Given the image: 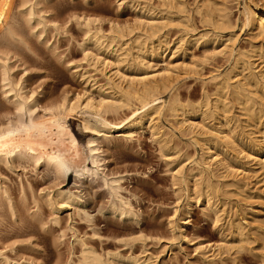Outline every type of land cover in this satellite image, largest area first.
Here are the masks:
<instances>
[{"label":"bare ground","instance_id":"1","mask_svg":"<svg viewBox=\"0 0 264 264\" xmlns=\"http://www.w3.org/2000/svg\"><path fill=\"white\" fill-rule=\"evenodd\" d=\"M161 1L164 3V5L167 4L170 5L172 8L175 7L176 12L178 10L182 11V12L178 11V13L180 12L183 14L185 13V11L191 13L190 11H188L189 9L187 7L189 3L187 2L188 5H186L185 0H161ZM196 1L198 2V0ZM210 1L213 0H204L203 3H200L195 7L196 12H198V14L201 15L200 17H202V19L201 18L200 19L201 20L207 19L208 21L211 22L212 26L221 29L222 31L232 28L234 32L235 24L231 18L232 16L231 10L226 5L227 3L223 4V0H222L221 2L222 5L215 6V3L213 4ZM50 3L51 0H0V264H30L33 261L31 257L24 259L23 253L22 255L19 254L23 250L22 247H24L26 239H28V238L26 239L22 238L24 240H21L19 238L26 235L27 236L30 235L31 237V234L35 233L34 231L35 227L37 228L36 231L38 229H41L42 231H48L49 229H52L51 227L49 228L47 226L48 223L51 222L52 227L53 224L55 226H60L59 230L56 229L57 231H61L60 238L65 237L66 235L65 230L66 229L71 230L72 227L70 224L69 225L65 224L66 226L63 225V221L60 217L61 209L67 207L73 208L74 211H77L78 213L82 212V216H85V218L86 217L90 218L89 213L86 212V210H83L82 208L79 207V203L81 202V196L79 194L80 191L79 192H76L77 190L74 191L75 189H77V187L73 190V188L70 187L55 188L56 187L55 186L53 189L50 187L42 188L41 186V188L39 189L40 185L37 184V182L35 183L31 182V180L28 178L29 176L25 177V179H22L20 174L16 187H13L12 186L13 184L11 185V183L9 182L10 179L4 175L5 171L6 173H8L7 171H9L10 174H12L11 172L14 171L16 172L19 168H22L23 171H25L26 168L32 166L33 168L32 167L31 168L36 172L39 169H43L42 171L45 175L53 174L55 177L57 176L67 177L68 173L72 171L74 172L75 177L78 179V181H80V183L83 182L82 181L83 178H87V177H90L91 179H101L103 180L104 184L107 186L109 193L113 196L110 211L113 214H117L119 217L124 219H129V220L138 219L137 213L134 210V207L132 206L130 200H128L122 194L121 190L123 189V186L121 185V181H120L121 178L118 176L111 177L110 175L109 176L111 178H108L107 176L108 174L104 173V171L106 170L103 169L105 162L104 161L105 150L102 146L103 140L104 141L106 140V143L108 144L109 142L110 144L112 138L115 137L114 134H121L123 137L120 138L124 140L132 139V136L135 133V129L139 127H143L144 125H148L149 127H151L153 132L152 134L156 136L155 134L161 132L163 127L159 125L160 123L158 121L160 120L161 117L164 116L167 118H172L175 124L177 125V127L181 130V133L182 131L183 132L185 131L186 134L189 132L193 134L192 136L194 138L198 139L201 138V136H203L202 138L203 141L206 140V142L207 141L213 142L214 145H217L218 143H226L232 145L231 147H233L236 146L234 141L235 140L234 136L231 135V133L228 134L229 132H232L229 124L231 120L230 117H227L226 114L234 113L233 112L234 103H237L239 105L238 108L240 110L239 113L250 114V115L255 114L256 109L258 110L259 107V106L256 107L258 100L255 99L256 97H259V100L261 98L262 103L264 104V71L262 70L260 71L259 69H258L259 71H256V65H254L255 62L251 60V57L254 58L257 55L254 54L255 56L253 57V54L248 53V50L245 51L241 49L242 47L241 48L237 47L236 45L237 37L236 35H234V33L229 35L228 38L224 41L225 45L221 50L216 52V50L212 48L214 49L212 55L215 56V54L217 55L220 54L223 57H226L230 61V67L226 70L225 73L223 72L224 74L217 72V74H214L212 76L211 80L215 82V87H214L215 91L213 90L216 96V97L214 96L215 99L210 101L209 95L205 90V88L203 87L204 88L203 96L197 103L196 102L192 103L191 100L187 102H183L180 98L181 94L179 95V92H177L176 85L182 74L186 75L187 73L197 72V67H198L197 64L194 61L192 63H186L185 61L179 63V62H173L172 59H170L164 64V66L159 67L157 63L155 62L153 63L150 61L151 59L150 60L148 59V57L154 58L159 56L161 60H163V57H165L166 55L165 53L167 52V50L170 49V51L171 50L174 51V49L170 48V42H169L170 40H167L165 35L160 34L163 28L167 26H169L170 28V26H172L171 24L174 23L173 19L165 18V16L158 18V16L155 17L154 15L151 16L148 15V17L142 18L137 21L138 27L141 29L140 31H142V33L140 32L141 34L138 35L136 34L132 37H129L131 35H129L127 31L126 32L124 31L123 28L124 25L122 27L120 25H112L111 27L112 29H115L114 31L116 32V34L113 33L114 35L110 36L112 38L106 39V36L102 31V27L96 24V22L99 21L100 19L98 20L97 18H94L95 16L93 17L92 15L89 16V14L88 16L84 14L78 16L75 14V12L74 14H71L72 12H70L69 16L66 17L64 16L65 17L64 18L63 15L57 11V7L50 5ZM147 5L149 6V4ZM151 7L154 6L152 5ZM171 7L169 9L170 11H171ZM151 9L152 11L154 10L153 8ZM149 11L152 12L151 10ZM79 13H81V11ZM186 15L187 14H185L184 17H186ZM240 15L241 17H239L238 20H241L242 23L241 25L243 27L248 28V32L251 34L252 38L257 39V41L258 39L262 40L260 41L261 44L260 47L257 48L259 49L258 51H260L259 54L260 58H262V61L264 62L263 0H244V4L242 5ZM184 17L181 18V20L177 19L179 24H183V21L185 20L182 21V19H184ZM189 18L187 17L186 22L189 20ZM73 19L74 21L77 22L78 25L82 26L83 33L81 32V34L84 35V38L82 36L83 38V40H81L82 42L78 40L77 41L80 42L79 45L80 47H82L84 54L83 57L88 59L91 58L94 65L100 64L101 66H103V68L104 67L109 68L108 73L110 72V74L107 73L108 74L106 77L107 81L104 84L101 85L99 84L102 93L98 99L95 98L90 93L83 92V94L80 93H75L73 95L64 94L62 98L60 97L61 99L58 98L59 101L54 100V102H51L52 101L51 100L50 101L51 103L50 102L47 103L48 102L47 100L45 104H42L41 99L38 97L42 93V91H38L36 90V88L34 89H31L30 87H29L30 89L28 88L29 86L28 81L30 77L32 78L31 71L34 62H32V60L30 61L27 54H24L23 51L24 49H26L27 51L33 53L34 55L33 58L35 59L34 61L40 58L39 53L31 48L33 46H30V43L32 44V42H28V37H29L28 35L35 37L40 43L46 45L47 48L51 49L55 54V51L58 48L56 46L57 42H53L49 44L50 40L52 38H55V36L59 34L61 30H64L67 33H69L70 30L66 25V23L70 22ZM169 22H173V23L169 25ZM191 25L189 24V27ZM47 28L50 29V31H48ZM171 28H173V26ZM180 28L181 27H178V29ZM192 30L194 31L193 28ZM48 32H51L52 34L48 35L49 34ZM193 33L195 34V31ZM109 34L111 35L110 32ZM127 35L129 38L124 39ZM200 36L202 37L205 35H200ZM116 37L118 39H115ZM156 37L157 39H155ZM196 37L198 38V36ZM217 37L218 36H216V38ZM180 39H181L180 40L181 43L182 40H184V38L180 37ZM115 40H118V42L121 41L122 44L119 43L118 45V43H116ZM155 40H157V43ZM113 43H116L117 45V47L113 49L117 53L116 55L117 59H113V60H111L112 58L109 59L108 58L109 56L102 57L101 53H97V52L94 53L87 46L88 44H92V48L94 46L95 49L101 50L103 47L105 48L107 47V49L108 47L110 48V46L114 45ZM183 43H185V40ZM179 45L177 44V46ZM173 51H172V57L176 52ZM252 51L254 52V50ZM120 57L123 59H128L130 57L131 59H134V62L136 60V62H138L140 66L144 68V71L135 76H130V75L128 76L118 68L120 64L117 65V61L121 60ZM97 67H99V65ZM16 68L20 69L21 74L18 75L15 73ZM102 70L103 69H101V71ZM237 70L238 71L240 70V72H242L243 74H245L244 72L246 71L248 72V75L242 76L244 77V79L243 78L239 79L240 74L235 73ZM101 73L103 74V71ZM238 74L239 76L238 78H236ZM183 77L185 76L183 75ZM106 78H104V80ZM166 89L173 90V92L171 91L172 93L168 100L163 99L161 96L162 92ZM259 89L263 90L261 91L262 93L259 92ZM228 92H230L231 94L232 97L231 100L229 99L230 96L229 97L226 96ZM223 93H225V96L223 95ZM261 106L264 109V106L263 105ZM193 112H200L203 115L223 114L224 116L225 114L226 117L225 118L221 117L222 119L220 120L219 126L217 128H211L210 126L207 127V125L204 123L194 122L192 117L187 115ZM76 113H78V115L81 114L80 117L83 123V127L87 131L93 133V136H90L88 138L85 147L79 145L74 132L72 131L70 125L68 124L69 122H67L68 117L70 116L72 117V115H75ZM110 113L111 114L113 113L114 115L120 114V116L110 117L109 116ZM159 134L161 135V133ZM156 137L158 138V136ZM162 138L163 137H161L160 139ZM252 140L255 143L254 145H257L259 147L261 146L260 147L261 149H259L258 151L260 152L263 150L262 152L264 153V134L261 136H255L252 138ZM161 143H163L164 145L163 146L162 144H160L161 149L163 150V148L166 146L165 145L166 142L165 144L164 142ZM199 143L200 142H198V144ZM165 148H164L165 152L168 151L169 147L167 148V150ZM203 149L207 151L208 157L207 158L203 157L201 158V160H199L202 162V164L201 167L199 168L200 170L198 171H200L202 177L205 178L206 180L205 183L208 190L203 189L204 192L200 193L199 190L197 189L198 191H196V194L198 193V198L203 197L204 200L207 202L206 204L209 205L208 208L211 207L213 210L211 208L210 209L213 212L215 211L214 214H216L215 216L217 217L216 219L218 221L220 220L222 212L220 211L219 208H217L218 206L214 207L215 204H213V202L211 201L214 195H216L215 193H217L220 190L219 188H217L216 185L217 183L216 184L213 183V181L210 179L211 177H213L212 175L214 173V169L219 168L217 169L218 171L220 169H225V171L234 175L235 177H232V179L230 177L229 178L230 180L226 181L225 185L230 186L231 188L234 187L238 189L239 193L241 192L244 194L247 192L248 186H250L249 185L250 181L247 182L244 179V177H237V176H239L241 173H243V175L249 174L250 173L249 171H251L252 168L250 167L251 168L250 169L245 166H243V168H234L230 164L231 162L228 163L222 158H219L218 157L219 155H217L216 152L212 153L213 152L212 144H206V147H204ZM246 153L247 154L244 155V158H248L250 159V161L251 160L257 161L256 163L259 164L258 165L259 169L263 170L262 172H264V157L248 154V152ZM87 158H90L91 164L86 163ZM82 160L83 162L80 163ZM254 169L255 168H253V170ZM261 170L259 171L261 172ZM225 171L223 170V173ZM259 171L257 172V174L259 173ZM174 173L175 175L173 174V177L175 179L176 178L178 179V177L181 178V176L184 177V171L182 167L180 169H177V171L175 170ZM114 175L115 174H113V176ZM225 176L226 175H224V177ZM220 177H222V175H220ZM41 178H45V177L42 176ZM184 181H186L185 182L187 183L186 185L189 184V180L185 179ZM189 195L187 201H188V205H191L193 199ZM31 203L34 205V209L32 211H30ZM45 209L50 212L47 215V217L45 215L46 214ZM173 209H174L173 218H175L179 212V208H173ZM187 212H189V210ZM49 215L51 216L50 219L48 218L50 217ZM255 220L253 222H255ZM257 221H259L258 218ZM172 222L171 224H173ZM173 226L174 225L171 226L172 231H173ZM229 226L235 238L233 242L227 241L222 244H217L216 245V247H218L217 252H216L217 249L212 250L213 248L211 249L212 252H210L211 250L209 249L208 245L201 246V253L208 261L211 262L214 261L216 258H218V255L220 256L222 250L225 249L224 251L226 253L228 251L229 253L230 251H233L234 252L233 254H235L232 255L230 253V256H232L231 257L232 264H241L239 262L240 259H238L241 257V256L238 257L240 255V252L244 250L249 252L253 251V248L250 247L251 242H253L251 241L252 236L249 235L250 232H247L246 230L247 227H245L243 221L242 222L239 220L229 221ZM256 228L257 227H254L255 230ZM253 233L251 235H253ZM37 234L39 233L37 232ZM30 237L29 239H31ZM259 237H261L260 234ZM11 239L12 241H9ZM261 239H262V243L260 244L259 247L260 252L258 251L260 253V255L259 254L258 255L259 257H261V259L259 260L260 262L258 264H264V252H261V249L264 251L263 234ZM61 240L63 242V239ZM85 240L86 239H83L82 237H75L74 241H72L70 244L68 243L70 246H69V250L67 248V250L69 251L68 253L69 257L67 256L68 259L66 261L67 264H113L114 259L122 258V255L119 252L114 253L111 251L108 253L106 252L105 253L106 255H104L103 253L95 249L93 246H91V244L87 243ZM55 241L57 242V239ZM126 241L127 240H125V242ZM27 242L29 244H33L31 240H28ZM74 243L79 244L80 247L79 253L77 255L75 254V252L77 251L74 252ZM19 248L22 249L21 252H18ZM8 251L11 252L15 251L17 257L10 256L9 254L10 252ZM74 255L76 256V258L74 257ZM22 258L24 259L23 262L21 261ZM143 258H141L140 255H135V254L128 257V259L132 260L133 263L134 262L138 263V261ZM152 258L153 256L151 255L150 257L145 255L146 264H154L155 261L153 262L154 259L151 260ZM26 260L28 262H25Z\"/></svg>","mask_w":264,"mask_h":264},{"label":"rangeland","instance_id":"2","mask_svg":"<svg viewBox=\"0 0 264 264\" xmlns=\"http://www.w3.org/2000/svg\"><path fill=\"white\" fill-rule=\"evenodd\" d=\"M52 1L53 0H51L50 5L54 7L56 6L57 11L61 13L63 17L69 16L70 12H72L71 14H74L75 12V14L78 16H81L83 14L88 16L89 14V16L92 15L93 17L95 16L94 18H97L98 20L100 19L99 21L96 22V24L102 27V31L105 34L106 39L112 38L110 36H113L114 35L113 33L116 34V32L114 31L115 29H112L111 27L112 25H120L121 27L124 25L123 26L124 31L125 32L127 31V33L131 35L129 37H132L136 34L138 35L142 33V31H140L141 29L138 27L137 21L142 18L148 17V15L149 16L154 15L155 17L158 16V18L165 16V18L173 19L174 23L169 22V25L173 23L171 24L173 28H171L172 26H170V28L169 26H167L163 28L160 32L161 35L166 36L167 40H170L169 41L170 48L176 51L173 57H172L173 50L170 51L169 49L165 53L166 55L165 57H163V60H161L159 56L154 58L148 57V59L149 60L151 59L150 61L153 63L154 62L157 63L159 67L164 66V64L170 59H172L173 62L180 63L182 61H185L186 63H192L194 61L197 64L198 67H197V72H195L196 74L195 73H187L188 75L182 74L176 85L177 92H179V95L181 94L180 98L183 102H187L191 100L192 103L195 102L197 103L203 96L204 88L209 95L210 101L215 99L216 97L214 94L215 82L211 80L212 76L214 74H217V72L224 74L226 70L230 67V61L226 57H223L220 54L218 55L215 54V56L212 54L214 49L216 50V52L221 50L225 45L224 41L228 38L229 35L233 33L237 37L236 38L237 47L239 48L242 47L241 49L245 51L248 50V53L253 54V57L257 55L254 58L251 57V60L255 62L254 65H256V71L259 70L264 71V67H263L264 62L262 61V58H260L259 55L260 51H258L259 49L257 48L260 47L261 45L260 41L262 40L258 39L257 41V39L252 38L251 34L248 32V28L243 27L241 25L242 24L241 20H238V18L241 17L240 11L242 9V5L244 4V0H223V4L227 3L226 5L231 10V14H232L231 18L235 24L234 32L232 28L222 31L221 29L212 26L211 22L208 21L207 19H205L206 21L201 20L202 17H200L201 15L198 14V12H196L195 7L200 3H203L204 0H198V2L196 0H188V1L185 0L186 5H188L187 2L189 3V5L187 6L189 10L188 9L187 10L190 11L191 13L185 11V13H183L184 15L180 13L182 11L178 9L177 10L180 11L179 12L180 14L178 13V11L176 12L175 7L174 9L170 5H167L166 3H165L166 5H164V3L161 0H160L161 2L159 0H150V1L149 0H54L53 2ZM210 2L213 4L215 3V6L222 5L221 3L222 0L220 1L213 0ZM147 4H149V6ZM152 5L154 7H151ZM170 7L172 12L169 10ZM151 8L154 9L153 10L154 12L152 11ZM148 9L151 10L152 12H150ZM80 11L82 14L79 13ZM167 11L170 12L168 13ZM185 14H187L188 16L186 15V17H184ZM183 17L184 19H182V21L183 20L185 21H183V24H179L178 20L179 19L181 20V18ZM187 17L190 18L186 22ZM188 23L190 25L192 24L190 26L191 28L189 27ZM66 25L68 26L70 32L67 33L66 31L61 30L60 31L61 33L59 32V34H57L55 38H52L49 43L51 44L53 42H57L56 46L60 48V49L57 48V50L55 51V54L57 55H55L51 49L47 48L46 45L40 43L35 37L31 35H28L29 36L28 42H32V44L30 43V46H33L31 48L39 53L40 58L34 61L35 59L33 58L34 56L33 53L27 51L26 49H24L23 51L24 54H27L29 60L30 61L32 60V62H34L31 71L32 78L30 77L28 81V85H29L28 88L29 87L31 89L36 88V90L42 91V93L38 96L41 99L42 104H45L47 100H48L47 103H49L51 100H52L51 102H54V100L59 101L58 98L60 97L62 98L64 94L67 95L68 94L73 95L75 93L83 94V92L90 93L91 95H93L95 98L98 99L102 93L99 84L100 85L104 84L107 81L106 78L107 75L110 74V72L108 73L109 68H105V67L103 68V66H101L100 64H98L99 67H97L98 65H94L91 58L88 59L83 57L84 56L83 50L82 47H80L79 45V43L82 42L81 40H83L84 38V35L81 34L82 26L78 25L77 22L74 21V19L71 20L70 22H67ZM178 27L181 28L178 29ZM48 28L47 30L50 31V29ZM192 28L194 29L195 34L193 33L194 31L192 30ZM190 29L192 32L190 31ZM109 32L111 33V35L109 34ZM48 33H49L48 35L52 34L51 32ZM200 35H205V36L201 37ZM194 36L195 37L198 36V38L197 37L195 38ZM216 36L218 37L216 38ZM129 37L127 35L124 39H127ZM180 37L184 38L185 43H183L184 40H182L181 42L182 44L180 43L181 40ZM115 39L118 38L116 37ZM155 39H157V37ZM77 40L80 42H78ZM155 41L157 43V40ZM189 41L192 43V45ZM115 42L118 43V45L119 43H121V41L118 42V40H115ZM116 43H113L115 46L114 45L110 46V48L108 47V49L107 47L106 48L103 47L101 50L95 49L94 46L92 48V44H88L87 46L94 53L96 52L101 53L102 57L109 56L108 58L109 59L112 58L111 60H113V59H117L116 57L117 53L113 50L115 47H117ZM176 43L178 45L180 43V45L177 46ZM252 50H254V52ZM123 58L120 57L121 60L117 61V65L120 64L118 68L123 73L127 74L128 76L129 75L135 76L144 71V68L141 67L140 64L136 62V60L134 62V59H131L130 57L128 59H123ZM101 69H103L102 70L103 74L106 73L105 74L106 76L101 73L102 72ZM240 70L239 71L237 70L238 72L237 71L235 72L240 74V76L238 74L236 78H238L239 76V79L242 78L244 79V77L242 76L248 75V72L245 71L244 72L245 74H243L242 72H240ZM15 73L18 75L21 74L20 69L16 68ZM183 75L185 77H183ZM104 78L106 79L104 80ZM100 80L103 82H101ZM171 91L173 92V90H169V89L164 90L161 95L162 98L168 100L171 96L172 93ZM261 91L263 90L259 89V92ZM223 95L225 96V93H223ZM226 96L228 97L230 96L229 99L231 100L232 97L230 92H228ZM255 99L256 100L258 99L256 107L259 106L258 110L256 109L255 114L250 115V114L239 113L240 110L238 109L239 105L237 103H234L233 105L234 113L226 114L227 117H230V120L232 122V123L229 122V124L231 131L233 133L229 132L228 134L231 133V135L234 136L235 139L234 141L236 145L233 146L234 149L233 147H231L232 145L226 143H218L217 145H214L213 142L210 141L206 142V140L203 141L202 139L203 136H201V138H198L199 139L198 140L197 138H194L192 136L193 135L192 133L188 132L186 134L185 131L184 132L182 131L181 133V130L177 127L173 119L164 116L161 117L160 120L158 121L160 123L159 125L161 127L163 126L162 130L160 128L161 132H159L161 133V135L159 133L158 134L160 136L158 134H155L156 136H158L159 139L163 137L160 140L156 136H154V134H152L153 133L152 129L148 125H144L143 127H139L135 129V133L132 136V139L124 140L120 138L123 137L121 134H114L115 137L112 138L110 144L108 141L107 144L106 140L105 141L103 140L102 146L105 150L104 153L105 168L103 167V169L106 170L104 171V173L108 174L107 175L108 178L117 177V176L121 178L120 181H121V185L123 186V189L121 190L122 194L128 200H130L138 216V219H134V220L131 219L132 221L129 219L121 218L117 214H113L110 211L113 196L109 193L107 186L104 184L103 180L101 179H91L90 177H87V178H83L82 180L83 182L80 183V181H78V179L75 177L74 172L72 171L68 173L67 177L65 176L55 177L53 174L45 175L42 171L43 169H39L36 172L35 170L32 169L33 168L32 166H29L30 168L29 167L26 168L25 171H23L22 168H19L16 172L15 171L11 172L12 174H10L9 171H7L8 173H6L5 171L4 175L10 179L9 182L11 183V185L13 184L12 185L13 187H16L19 174L22 179H25V177L29 176L28 178L31 180V182L33 183L37 182V184L40 185V186L38 185L39 189L41 188V186L42 188L50 187L53 189L55 186H56L55 188L70 187L73 188V190L77 187V189H75L74 191L76 190H77L76 192L80 191L79 194L81 196V202L79 203V207L82 208L83 210H86V212H88L90 215V218L86 217L88 219L87 220L85 216H82V212L78 213L77 211H74L73 208L67 207L61 209L60 217L63 221V225L70 224L72 227L71 230L68 229H66L67 231L65 230V234H66L65 237L60 238L61 231L56 230V229L59 230L60 226H55L53 224L52 227L51 222H49L50 225L48 223L47 226L49 228L51 227L53 230L49 229L48 231H42L41 229H38L36 231L37 228L35 227L34 230L35 233L31 234V237L30 235L29 236L26 235L19 238L21 240H24L22 238L25 239L28 238L26 239L25 242L26 245L24 244V247H22L23 250L21 248L18 249V252H21L22 250V252L19 254L22 255L23 253L24 259L31 257L33 261L31 260L32 262L30 264H53V263L67 264L66 261L69 257L68 256L69 255L68 250L70 246L69 244L72 241H74L75 237H82L83 239H86L85 241L87 243L91 244V246H93L95 249H97L99 252L103 253L104 255H106L105 254L106 252L108 253L111 251L114 253L115 252L121 253L122 258L114 259L113 264H146L145 255L149 257L150 255L153 256L151 260L154 259L153 260V262L155 261L154 264H230L232 262L231 260L232 256H230V253L232 255H235L233 254L234 253L233 251H230V253L228 251L226 253L224 249L222 250L220 256L218 255V258H216L214 261L211 262L208 261L202 255L201 246L208 245L210 250L212 248H213L212 250L214 249L216 250L218 248L216 247L217 244H222L227 241L233 242L235 238L231 232L229 221L239 220L241 222L243 221V224L245 225V227H247L246 229L247 232H250L249 235L252 236L251 241H253L250 244V247L253 248V251L251 252L245 250L241 251L242 253L240 252V255L238 256V257L241 256L240 258H238L240 259L239 262L241 264L243 263L258 264L260 262L259 260L261 259V257H259L260 255L259 247L260 244L262 243L261 237L262 234L264 235V175H263L264 172H262L263 170L259 169L258 166L259 164L256 163L257 161L254 160L250 161V159L244 158V155L247 154L246 152H248V154L264 157L263 155L264 153L262 152L263 150L260 152L258 151L259 149H261L260 148L261 146L259 147L257 145H254L255 143L252 140L253 137L261 136L264 134V119H263L264 109L261 106V105L264 106V104L262 103L261 98L260 100L259 97H256ZM187 115L192 117L194 122L204 123L207 125V127L210 126L211 128H217L219 126L220 120L226 117L225 114L224 116L223 114H219V115L216 114L217 116L215 114L203 115L200 112H193ZM80 116L81 114L78 115V113H76L75 115H72V117L71 116L68 117L67 122H69L68 124L70 125L72 131L74 132L79 145L85 147L88 138L90 136H93V133L87 131L83 127V123ZM109 116L117 117L120 116V114L114 115L113 113L112 114L110 113ZM161 142H164V144L166 142L165 144L166 148L165 147L164 148L167 150V148L169 147L168 151L165 152L164 148L163 150L161 149L160 144L163 145V143ZM198 142L200 143L198 144ZM206 144H212V151H213L212 153L216 152V154L219 155L218 156L219 158H222L228 163L231 162L230 164L234 168H243V166L247 168L250 167L252 168V169L250 168L251 171H249L250 172L249 174L243 175V173H241L242 176L241 174L237 176V177H244V179L247 182L250 181L249 184L250 186H248V190L244 194L241 192L239 193L238 189L234 187L231 188L230 186L225 185V182L230 180L229 179L230 177L231 179L232 177H235L234 175L228 173L227 171H225V169H220L221 171L217 170L219 168L214 169V173L212 175L213 177H211L210 179L213 181V183L215 184L217 183L216 184L217 188H219L221 191L218 189L219 191L215 193L216 195L213 194L214 197L211 199V201L213 202V204H215V206L214 205L213 206L214 207L218 206L217 208H219L220 211L222 212V213L220 212L222 218L220 217V220L218 221L216 219L217 217L215 216L216 214H214L215 211L213 212L212 211L213 209L211 207L210 208L212 210L208 208L209 205L206 204L207 202L204 200V198L203 197L198 198V193L196 194V191L198 190L200 193H202L204 192L203 189H207L205 183L206 180L204 177H202L200 171H198L200 170L199 168L201 167L202 164V162L199 160H201V158L203 157L204 158L208 157L207 151L203 149L204 147H206ZM82 162L83 160L80 163ZM90 162H91L90 158H87L86 163H90ZM181 167L183 168L184 171V177L181 176V178L178 177V179L177 178L175 179L173 177V174L175 175L174 173L175 170L177 171V169H180ZM253 168H255L254 169L255 171L259 169L261 170V172L258 170L259 173L257 174L258 171L255 172ZM223 170L227 174L225 172L223 173ZM113 174L115 175L113 176ZM214 174L215 175L219 174V175L215 176ZM220 175H222V177H220ZM224 175H226L225 176L226 178L224 177ZM252 175L254 176L256 175V176L254 177ZM42 176H44L45 178H41ZM183 178L184 180L185 179L189 180L188 185H186L187 183H185L186 181H184ZM188 195L191 196V198L193 199L191 205H188V201H187ZM192 196L195 198H193ZM30 205H31L30 211H32L34 209V205L32 203ZM173 208H179V212L175 218H173V213H174ZM187 209L189 210V212H187L188 211ZM45 212H46L45 215L47 217V215L50 212L46 209ZM48 218L50 219L51 216ZM257 218L259 221H257ZM254 220L255 222H253ZM171 222L173 224H171ZM247 222L250 224H248ZM251 222L254 225H252ZM172 225H174L173 231L171 230ZM251 227L253 229L254 227H257L258 229L256 228V230L254 229L255 230L254 231ZM37 232L39 234H37ZM251 232L252 233L254 232L253 235H251L252 234ZM259 234L261 235V237H259ZM29 237L31 239H29ZM56 239L57 242L55 241ZM61 239H63V242ZM28 240H31L34 245L29 244L27 242ZM125 240L127 241L125 242ZM9 241H12V239ZM79 250H80L79 244L74 243V252L77 251L75 252L76 255L79 253ZM212 250L210 252H212ZM217 251L218 249L216 250V252ZM8 252H10L9 253L10 256L17 257L15 251L12 252L8 251ZM261 252L264 251L261 249ZM134 254L140 255L141 258L143 257L144 258L140 259L141 261L139 260L138 263L137 262L133 263V261L128 259V257ZM74 257L76 258L75 255ZM23 258L21 259L22 262L24 261ZM25 262L28 261L26 260Z\"/></svg>","mask_w":264,"mask_h":264}]
</instances>
